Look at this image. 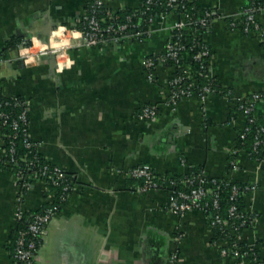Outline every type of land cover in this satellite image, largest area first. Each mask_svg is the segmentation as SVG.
Returning <instances> with one entry per match:
<instances>
[{"label":"crops","instance_id":"obj_1","mask_svg":"<svg viewBox=\"0 0 264 264\" xmlns=\"http://www.w3.org/2000/svg\"><path fill=\"white\" fill-rule=\"evenodd\" d=\"M143 1L106 0L104 7L110 13L135 10ZM195 1L212 12L203 34L211 79L234 99L259 95L254 116L263 120L262 40L256 33L230 30L225 21L241 13L247 1ZM88 3L0 0V94L27 102L36 152L71 182L67 200L43 230L35 264H170L174 252L176 264H237L221 255L228 244L213 240L201 213L168 212L165 190L135 192L137 182L127 173L142 165L162 179L186 177L195 169L209 178L254 187L244 197V210L256 220L236 243L252 247L263 242L258 248L264 260V154L257 162L251 149L236 148L247 121L235 100L214 93L204 102L192 96L170 105L172 69L159 65L150 80L143 65L164 54L172 25L184 17H158L147 39L130 35L92 48L72 46L59 59L69 66L60 70L51 69L47 57L24 61L22 42L38 41L47 22L76 29ZM255 19L264 32V6ZM66 37L64 42H70L71 32ZM51 40L57 47L58 41ZM144 106L155 107V119H138ZM49 191L39 180L23 191L11 173L0 171V264H15L11 238L16 209L37 212L53 202Z\"/></svg>","mask_w":264,"mask_h":264},{"label":"built area","instance_id":"obj_2","mask_svg":"<svg viewBox=\"0 0 264 264\" xmlns=\"http://www.w3.org/2000/svg\"><path fill=\"white\" fill-rule=\"evenodd\" d=\"M106 0H88L90 2L88 6V10H86V15L82 18L83 27L81 30L78 29H70L64 26H57L54 28L56 31L51 32V36L58 41V44L55 47L52 44L51 36L49 35L46 43H41L40 40L38 41L35 39H30L27 41L22 42L19 46H24V53L22 54V58L25 62L30 61L31 59L39 61L43 57H53L56 61V69H62L68 63H62L59 59L66 56V51L71 48L72 46H84V47H96L104 42H107L106 36L112 37V41L115 42H122L128 39V28L134 27L133 25L130 26L128 24L123 25H107L106 27H101L100 21L103 20V16L98 14L99 9L104 7ZM145 3H141L139 8H143L144 4L146 6L151 5L150 0H144ZM177 0H166L165 6L172 11H175V7L173 6ZM142 10V9H141ZM148 10V8H146ZM258 8L250 7L244 9L243 12L235 14L231 16L232 21L228 24L230 30L239 29L245 33H256L262 40V44L264 46V32L261 31L256 19L255 13L258 11ZM144 12V11H143ZM142 12V14H143ZM166 15L163 13L159 16L160 19H164ZM206 18L209 17V14L206 13ZM129 18V17H128ZM81 19V20H82ZM111 20V19H110ZM129 20V19H128ZM152 25L154 24L153 19L148 21ZM207 21L205 19H201L198 23L200 25H205ZM191 21L183 18L181 21L174 23L170 29V31H181L183 29H188ZM71 32L70 42L65 43L64 40L67 39L66 34ZM54 33V34H53ZM152 31L149 29L147 32L137 31L133 37L139 38L143 35H147L150 37ZM78 37L79 41H75L74 37ZM27 42L30 44L27 45ZM182 48L177 45V43H172L170 39L167 40L165 47H164V54L163 58L159 59L160 62L164 61H172L175 65H177L178 55ZM208 51L204 49L203 52L199 53L195 56V59H200L202 56H207ZM156 59H146L143 62L144 67L149 72V79L152 80V72L150 71L155 66ZM185 77H178L172 81H168L169 86H174L176 88L179 87V84L182 81L189 80L190 77L188 73L190 68L187 67ZM207 82L210 81L211 76L209 71L207 76L205 77ZM196 83L192 82L185 89H178L174 93L170 95L169 103L170 105H174L178 98H190L195 96V92L193 91V86L195 87ZM192 88V89H191ZM214 90L209 86H205L198 90L196 96L200 99V101L204 102L206 97L212 94ZM219 94H224L228 99H234L231 91H225L224 89H219ZM259 95H253L250 98H235V103L237 107V111L240 112L247 121V125L243 130V133H248L250 131L251 126L254 128V139L251 148V152L254 155L261 156L260 150L258 148L264 142V124L258 125L257 118L254 116V108L255 102L259 100ZM15 107L22 108L21 113L13 120L10 121V127L13 130V134L10 135H1L0 134V163L1 159L5 156H9V163L11 164L12 168L16 170V174L14 177L17 180V183L21 181V171L19 170V161L22 163H26V167L30 170H34L33 174L30 175L27 180L34 181L39 180L43 182L46 186L50 185L51 188L61 187V193L57 195L55 190L51 189L50 194L47 196L48 199H52L53 202H49L47 207L42 209L41 213L33 212L31 213V221L27 229V233L30 234L35 240L39 241L41 239L42 233L44 228L48 225V223L52 220V218L60 211L61 205L67 200L71 189V182L69 178L65 175V173L58 167L54 166L50 168L47 165H41L38 160L33 159L32 161H26V155L30 151V153L35 150L36 151V144L31 140L29 131H28V111L29 106L27 102L21 103L19 101L14 100ZM5 106H8L10 103L4 102ZM2 103L0 102V108ZM157 116V112L155 107L152 106H144L140 110L138 114V119L143 121H152ZM0 119L3 120V124L10 119L9 115L0 112ZM244 137V135L242 136ZM8 140L5 141L4 139ZM22 140L23 148L27 151L26 154H23L22 157H16V143L17 140ZM263 157V156H261ZM262 160V159H261ZM259 162V161H258ZM2 166H0L1 169ZM127 176L134 180L141 181L135 185L134 190L138 194H145L150 191H161L165 190L167 192V205L166 209L168 212L174 215H182L187 212L196 211L201 213L207 220V223L212 228L213 225H219L225 227L228 224L227 220H222L218 216H215L212 221L211 216L208 213L209 208L212 209L218 208V186L214 180L206 181L202 177H206L203 173L197 174L190 179H185L182 183H184L188 190H172L175 187L176 183L175 180L172 179H160L157 177L155 172L147 165H142L135 167L134 169L130 170L127 173ZM29 183L27 181H23L21 188L28 186ZM196 184V187H192ZM20 188V189H21ZM254 187L252 186H245L242 191L237 186H232V199H235L238 194H246L252 192ZM208 198V200H206ZM18 201H21L19 198ZM58 202V203H55ZM44 206V205H43ZM46 206V205H45ZM42 208V207H41ZM227 213L229 217L235 218H242L243 215L237 214V207L232 205ZM24 211L20 208V206L16 209L15 218L16 222L20 220ZM210 219V220H209ZM255 218L253 217L249 223L252 225L255 222ZM247 223L246 220L242 221V225ZM38 247L36 246L35 242H26L25 241V234L20 233L17 240L15 241L12 249V258L15 264H35V255L37 253ZM246 249L238 248L236 243L232 246H227L226 248L221 250V255L224 257H229L231 259H237L239 255H245ZM178 259V253L174 252L169 258L170 264H176ZM240 264H244V260H242Z\"/></svg>","mask_w":264,"mask_h":264},{"label":"trees","instance_id":"obj_3","mask_svg":"<svg viewBox=\"0 0 264 264\" xmlns=\"http://www.w3.org/2000/svg\"><path fill=\"white\" fill-rule=\"evenodd\" d=\"M150 1L152 4L149 6H146L144 4L143 8H138L135 10H131V9L118 10V12H115V13L108 12V10L105 7L100 8L98 14L100 16H103L102 17L103 20L100 21L101 27L104 28L107 25H114L115 27L118 25H123V24H128L130 26L133 25L134 27L128 28L129 30L128 34L130 36V35H135V32L139 30L143 32H147L152 26V24L149 23L148 21L150 19H153V22H156L157 18L163 13L165 15L174 13L178 15L179 17H184L185 19L191 21L189 28L183 29L181 31L174 30L171 32V36H170V41L172 43H177V45L182 48V50L180 51L178 55L177 65H175L172 61H164V62L159 63L160 62L159 59L163 58V55L160 58L150 57V59H156L155 66L150 71H153L155 67L159 65L162 67L164 66L165 68H170L172 69L173 72H172V75L169 81H172L178 77H185L187 75L185 74V71L187 70L186 68L189 67L190 71L188 73V76L190 77V79L182 81L179 84L178 88L174 86H169L171 94L174 93L178 89H182V88L185 89L189 85V83H192V82L196 83L195 84L196 86L192 87L193 91L195 92V96L198 90L205 86H209L212 89V91L214 90L212 94L218 93L220 88L216 86L214 80L210 79V81L207 82V80L205 79L209 71L208 61L210 57V49L203 40V34L208 28L209 22L212 20V12L200 9L195 0H177V2L173 5L176 8L175 11H172L171 9L165 6L166 0H150ZM246 1H247V6L244 9H247L250 7H255L259 9L255 13V15L263 9L264 0H246ZM143 3L145 2L143 1ZM89 4L90 2L88 3L86 10H88ZM146 8H148V10H146ZM206 13L209 14L208 18L205 17ZM203 18L207 22L205 23V25H200L198 22ZM83 21H84L83 19L79 21V23L76 24L73 28L81 30L83 27ZM225 21H227V24H229L230 21H232V18L229 17ZM106 38L107 40L112 41V37L106 36ZM139 38L147 39L148 37L147 35H143ZM18 42H19L18 40L13 41L11 42V45L14 46L18 44ZM29 44L30 43L27 42V45ZM204 49L208 51V55L202 56L198 60L195 59V56L203 52ZM14 100L19 101L21 103H25V100L22 97H5L0 94V102L2 103L0 112L7 114L10 117V119H8L5 124H3V120L0 119V134L4 136L13 134V130L10 127V121L15 119L22 111V108L13 106L15 103ZM178 100L180 99L178 98ZM4 102L10 103V104L8 106H5L3 104ZM257 124L263 125L264 119L257 120ZM243 135L244 137H242ZM253 139H254V128L253 126H251L250 131L248 133L241 132L240 134H238L237 139H236V148L237 149H248V148L251 149L252 144H253ZM4 140L8 142V140L6 139ZM15 148H16L17 158L22 157L23 154L27 153V151L23 148L22 140L20 139L17 140ZM258 150H260V153L262 154L261 156H263L264 142L258 148ZM26 156H27L26 161H32L33 159L36 158V160H38L41 165H47L50 168L54 167L53 165H50L48 162L43 160L35 150H33L31 153L29 151ZM255 156H256L255 158L257 162L260 161L261 156L260 157L259 155H255ZM0 166H2L0 171L2 170V171L9 172L13 176L14 174H16V170H14V168H12L11 164L9 163V156H5L4 158L1 159ZM19 170L21 171L22 179L17 184H18V187L21 188L23 181H27V183L30 184V181H28L27 178L33 174L34 170L28 169L26 167V163H22L20 161H19ZM189 172H190V175L186 177H177L175 179H172V180H175V183H176L175 187H173L172 190H175V191L188 190V187L182 182L185 179H190L193 176H196L197 174L202 173V171L195 170V169H190ZM202 178H204L206 181L214 180L216 182V185L219 187L217 191L218 208H215V209H212L211 207L209 208L208 213L211 216V220L210 219L209 220L212 221L215 216H218L220 219L228 221V224L225 227H222L219 225L212 226L211 233L213 236V240L214 241L216 240L225 241L226 244H228V246L230 247L236 243V237L242 234V232L245 229L252 227V223H249V222L254 217V215L250 213H246L244 210L245 195L238 194L235 199L231 198L232 186H237L240 188V191H242L246 185L239 184V183H232V182L224 181L221 179H214V178H209V177H202ZM134 181L137 183L139 182V184H141V181L139 180H134ZM46 187H48L50 190L51 189L53 191L55 190L57 195L61 193V187L51 188L50 185H47ZM192 187H196V184H194ZM26 188L27 186L21 189L25 191ZM206 200H208V198H206ZM55 203H58V202H55ZM45 205L42 206V208H40L37 211V213H41L42 209L48 206V203ZM232 205H235L237 207V214L243 215L242 218L229 217V214L227 213V211ZM30 215L31 213L26 212L22 215L20 220H18L16 227L13 230V234L11 238L12 245H14L19 234L24 233L26 242H35L37 247L40 246L41 240L37 241L30 234L27 233V229H28V226L32 218ZM243 220L247 221V223H245L244 225H242ZM262 244L263 242H257L252 247H242L236 243V246L238 248L246 249V253L244 256L239 255V257L237 259H234V261L237 264H240L242 257H243L244 264H264V260L262 259L260 252H259V248H258Z\"/></svg>","mask_w":264,"mask_h":264},{"label":"water","instance_id":"obj_4","mask_svg":"<svg viewBox=\"0 0 264 264\" xmlns=\"http://www.w3.org/2000/svg\"><path fill=\"white\" fill-rule=\"evenodd\" d=\"M58 26L57 23H52V22H47L43 25V27H41L40 29V34L38 36V39H48L49 35L51 34V32L54 30V28H56ZM49 66L51 69H55L56 68V61L53 57H49Z\"/></svg>","mask_w":264,"mask_h":264}]
</instances>
